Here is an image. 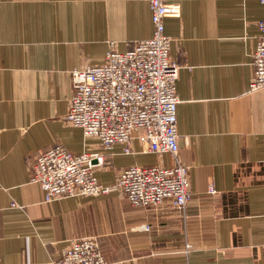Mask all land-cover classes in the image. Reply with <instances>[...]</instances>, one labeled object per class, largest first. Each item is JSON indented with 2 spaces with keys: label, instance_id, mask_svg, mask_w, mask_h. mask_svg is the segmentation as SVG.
Wrapping results in <instances>:
<instances>
[{
  "label": "crops",
  "instance_id": "0c3cea01",
  "mask_svg": "<svg viewBox=\"0 0 264 264\" xmlns=\"http://www.w3.org/2000/svg\"><path fill=\"white\" fill-rule=\"evenodd\" d=\"M166 1L177 6L164 27L179 65L184 210L132 207L118 192L44 203L30 182L35 155L56 145L103 154L104 186L131 166L171 165L137 139L131 154L104 150L64 121L73 71L102 64L109 43L126 51L151 37L148 0H0V264H54L87 237L116 264H264V87L248 90L264 4Z\"/></svg>",
  "mask_w": 264,
  "mask_h": 264
},
{
  "label": "built area",
  "instance_id": "2783aa9c",
  "mask_svg": "<svg viewBox=\"0 0 264 264\" xmlns=\"http://www.w3.org/2000/svg\"><path fill=\"white\" fill-rule=\"evenodd\" d=\"M148 5L149 39L135 42L126 51L109 43L102 64L71 73L73 93L64 121L81 129L84 136L96 138L104 150L120 144L123 154H131V141L137 139L149 153L169 154L171 165L131 166L118 173L113 185L104 186L95 176L104 165L103 154H73L60 145L48 147L30 165V182L39 185L44 203L118 192L132 207H157L167 200L175 209L184 210L190 185L189 167L178 156L175 82L179 65L170 59L171 39L164 27L165 18L176 15L177 6L166 0H148ZM257 27L249 91L264 87V19ZM53 262L116 264L103 257L93 237L70 240Z\"/></svg>",
  "mask_w": 264,
  "mask_h": 264
}]
</instances>
